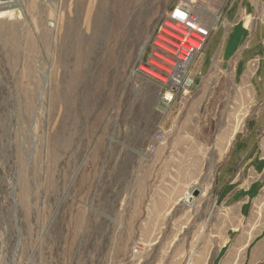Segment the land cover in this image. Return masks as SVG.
Here are the masks:
<instances>
[{"label": "rangeland", "instance_id": "obj_1", "mask_svg": "<svg viewBox=\"0 0 264 264\" xmlns=\"http://www.w3.org/2000/svg\"><path fill=\"white\" fill-rule=\"evenodd\" d=\"M220 1L0 6V264H264V133L254 167H243L242 206L205 216L208 199L196 200L174 208L164 230L153 229L157 215L141 224L149 208L133 206L139 186L123 160L156 143L161 111L187 89ZM179 3L212 29L162 108V81L183 56L169 19Z\"/></svg>", "mask_w": 264, "mask_h": 264}, {"label": "crops", "instance_id": "obj_2", "mask_svg": "<svg viewBox=\"0 0 264 264\" xmlns=\"http://www.w3.org/2000/svg\"><path fill=\"white\" fill-rule=\"evenodd\" d=\"M212 17L216 30L190 66L187 89L161 111L162 140L152 153L144 146L123 156L139 186L133 206L149 208L139 211L141 224L160 217L154 230L166 229L178 206L191 210L208 199L203 214L209 216L248 198L243 167H254V142L264 133V0H221ZM194 187L200 195L187 205ZM192 211L198 218L199 210Z\"/></svg>", "mask_w": 264, "mask_h": 264}, {"label": "built area", "instance_id": "obj_3", "mask_svg": "<svg viewBox=\"0 0 264 264\" xmlns=\"http://www.w3.org/2000/svg\"><path fill=\"white\" fill-rule=\"evenodd\" d=\"M169 19L173 24V28L176 29L180 34H177L180 40V52L183 54L178 55L181 65L180 69H175V71L170 75V79L167 81H162L167 87L163 94L160 96L159 105L164 108L170 104L173 100L174 93L182 87L184 82V67L182 63H185L189 59L191 60L194 55H196L200 50V45L206 39L212 27L206 24L201 18L193 11L190 4L179 3L177 4L172 12L170 13ZM199 44L195 46L193 43ZM188 42V45H185ZM182 56V57H180ZM263 68H264V54H263ZM188 80H185L187 85ZM163 138L162 131L155 135L156 141H161ZM154 145L149 147V151L154 152Z\"/></svg>", "mask_w": 264, "mask_h": 264}, {"label": "water", "instance_id": "obj_4", "mask_svg": "<svg viewBox=\"0 0 264 264\" xmlns=\"http://www.w3.org/2000/svg\"><path fill=\"white\" fill-rule=\"evenodd\" d=\"M13 1L14 0H0V6H3V5L12 6L13 5ZM199 193H200V190L197 187L192 188L189 191V194L186 197L185 202L188 203V204L192 203V200L194 199V197L198 196Z\"/></svg>", "mask_w": 264, "mask_h": 264}, {"label": "bare ground", "instance_id": "obj_5", "mask_svg": "<svg viewBox=\"0 0 264 264\" xmlns=\"http://www.w3.org/2000/svg\"><path fill=\"white\" fill-rule=\"evenodd\" d=\"M190 42L193 43L195 46H197V44H195L194 42H192V41H190ZM181 57H182V56H181ZM182 64H184V66H185L186 63H182Z\"/></svg>", "mask_w": 264, "mask_h": 264}]
</instances>
